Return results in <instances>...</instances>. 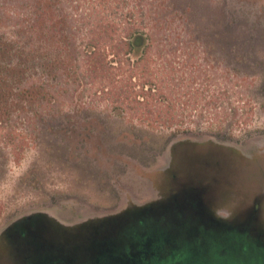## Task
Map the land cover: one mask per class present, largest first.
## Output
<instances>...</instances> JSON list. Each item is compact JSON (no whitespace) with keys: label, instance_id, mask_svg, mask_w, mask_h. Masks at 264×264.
Masks as SVG:
<instances>
[{"label":"rangeland","instance_id":"obj_1","mask_svg":"<svg viewBox=\"0 0 264 264\" xmlns=\"http://www.w3.org/2000/svg\"><path fill=\"white\" fill-rule=\"evenodd\" d=\"M194 1L193 23L205 30L211 18L228 24L237 46L234 54L213 53L217 67L204 97L209 113L185 108L175 114L181 121L166 125L165 114H141L115 101L113 93L124 92L112 86L123 73L116 66L83 73L67 85L72 96L49 129L18 131L34 137L26 136L17 153L8 145L13 134L0 127V231L35 214L46 223L43 232L53 220L72 236L74 226L103 220L98 216L125 203L141 205L158 194L169 203L183 185L198 191L200 206L219 219L255 204L264 220V0ZM103 87L106 94L96 92ZM8 125L19 129L17 121Z\"/></svg>","mask_w":264,"mask_h":264},{"label":"trees","instance_id":"obj_2","mask_svg":"<svg viewBox=\"0 0 264 264\" xmlns=\"http://www.w3.org/2000/svg\"><path fill=\"white\" fill-rule=\"evenodd\" d=\"M195 3L0 0V127L13 134L8 144L12 152L23 148L26 136H33L32 131L18 132L22 128L23 132L49 129L48 121L65 113V98L72 96L68 84L81 79L83 73L107 70L112 65L123 72L112 81V86L124 89L122 96L113 93L118 104H134L129 109L141 114H165L160 123L166 125L181 121L175 114L185 108L195 111L199 107L197 113H209V98L204 97L208 96L209 71L217 67L213 53L227 50L234 54L237 46L229 36L233 30L228 24L211 18L205 30L193 23L194 18H199ZM107 56L114 60L105 61ZM105 88L96 92L106 94ZM96 92L94 95H98ZM12 121L19 123V129L8 125ZM199 207V203L192 204L187 198L166 206ZM104 222L88 220L80 226ZM187 223L205 224V220L189 217L184 222ZM89 230L85 232L86 243L99 240ZM77 239L70 237L71 241ZM41 242L31 237L22 239L23 246L29 247ZM28 250L23 256L34 257ZM108 251L101 247V257H107Z\"/></svg>","mask_w":264,"mask_h":264},{"label":"flooded vegetation","instance_id":"obj_3","mask_svg":"<svg viewBox=\"0 0 264 264\" xmlns=\"http://www.w3.org/2000/svg\"><path fill=\"white\" fill-rule=\"evenodd\" d=\"M162 197L158 194L141 205L125 203L112 213L99 215L105 222L90 228V233L99 240L89 243L85 241V226H74L72 236L78 239L71 241L72 236L67 233L69 226H57L51 220L43 232L45 224L38 223L39 215L18 218L0 231V255L6 254V264H130L147 260L142 256L149 249H155L165 256L159 264H264V220L255 204L246 209L228 210L226 216L219 219L205 207L166 208V198ZM167 198L175 203L187 198L195 205L201 200L198 191L187 185L180 186ZM198 216L205 220V224H184L189 217ZM111 222L121 224H109ZM208 230L216 235H209L207 239L199 234ZM24 237L42 242L31 247L23 246ZM187 243L206 257H173L164 261L172 248L177 249L178 254ZM215 243H218L217 248ZM101 247L109 248L107 257H101ZM28 249L35 254L34 257L23 256ZM131 253L137 257L127 255ZM117 255L121 257L117 258ZM4 260L0 257V261L4 263Z\"/></svg>","mask_w":264,"mask_h":264},{"label":"water","instance_id":"obj_4","mask_svg":"<svg viewBox=\"0 0 264 264\" xmlns=\"http://www.w3.org/2000/svg\"><path fill=\"white\" fill-rule=\"evenodd\" d=\"M29 216V215H28ZM26 217V216H25ZM109 224H112V225H115V224H121L119 222H111ZM218 246V243H215L214 244V247L217 248ZM169 249V248H167ZM166 249V250H167ZM159 250V249H158ZM177 249H174L172 248L171 249V253L168 255L166 254V258H164V261H167L169 258H181V259H186V258H205L206 255L205 254H200L197 252V249L194 248L191 243H187V244H184V246H182L181 248V253H178L176 252ZM159 253H157V251L155 252V249H149L148 250V253L147 254H144L142 256L143 259L145 258H148L147 260L145 261H142V262H135V263H130V264H159V261L161 260V258L165 257ZM214 257H218V255H214ZM199 259H197L198 261ZM127 264V263H125Z\"/></svg>","mask_w":264,"mask_h":264}]
</instances>
